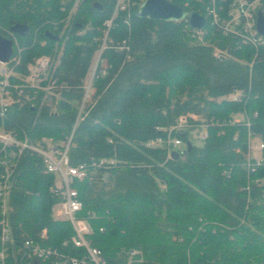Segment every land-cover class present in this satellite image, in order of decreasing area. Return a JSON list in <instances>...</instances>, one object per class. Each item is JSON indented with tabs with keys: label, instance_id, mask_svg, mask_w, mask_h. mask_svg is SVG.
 Returning a JSON list of instances; mask_svg holds the SVG:
<instances>
[{
	"label": "trees",
	"instance_id": "trees-1",
	"mask_svg": "<svg viewBox=\"0 0 264 264\" xmlns=\"http://www.w3.org/2000/svg\"><path fill=\"white\" fill-rule=\"evenodd\" d=\"M74 2L0 0L2 35L15 23L30 29L15 34L13 55L19 61L9 82L23 83L28 64L48 55L49 72L57 85L64 84L46 101L38 90L29 92L30 105L13 102L0 129L24 130L33 143L71 138L70 163L84 164L88 172L75 183L79 214L90 216L89 237L105 264H264V160L250 170L254 159L246 154L253 136L263 143L264 156V45L255 51L212 23L207 8L214 4L227 18L232 0H171L206 18L200 33L185 20L138 18L137 8L126 24L127 13L119 12L101 54L106 74L94 81L95 102L85 107L83 118L78 116L83 80L114 0H81L69 16ZM46 30L59 39L47 37ZM215 49L224 56L215 57ZM238 92V99L227 97ZM187 112L206 125L201 145L189 139L192 127L174 133L184 145L191 143L177 159L148 145L166 136L158 127ZM237 114L240 121L232 123ZM105 158H114L115 166L91 165ZM55 180L38 153L23 151L10 195L17 245L44 228L52 247L73 234L68 221L52 218L59 199L50 191Z\"/></svg>",
	"mask_w": 264,
	"mask_h": 264
},
{
	"label": "built area",
	"instance_id": "built-area-1",
	"mask_svg": "<svg viewBox=\"0 0 264 264\" xmlns=\"http://www.w3.org/2000/svg\"><path fill=\"white\" fill-rule=\"evenodd\" d=\"M142 1L114 0V8L111 15L102 21L99 27L101 42L94 53L92 60V63H94L90 70L88 69L89 72L83 80V96L78 111L80 118H83L81 114L85 107H91L95 102L93 97L95 91L94 81L99 76L106 74L108 65L104 59H101V54L109 41V33L115 25L118 13L126 12L124 22L129 24L132 10L138 9ZM260 10L264 14V0H232L227 18L222 17L218 13L214 4L207 8L208 15L214 25L219 27L225 34H233L239 37L243 43L253 46L255 51L264 45V36L256 28L257 13ZM185 21L187 22V20ZM186 27L191 28L188 22ZM194 30L200 33L202 29ZM8 33L10 34V30ZM10 39L14 43V48H17L16 36L10 34ZM92 41H97V37H93ZM213 54L217 58L224 56V52L219 49H215ZM18 61L19 57L12 55L8 62H0V118L5 117L13 102H20L21 105L23 103L30 105L33 103L31 94H36L38 90L44 92L42 101H46L47 96L56 87L64 85L63 83L57 85V79L49 72L50 57L48 55H42L28 64V74L24 78L23 83L11 84L9 79L14 75L15 64ZM13 63L15 64L13 65ZM252 64L253 60L248 65L252 67ZM11 87V92L13 93L14 91L16 94L15 98L10 92ZM240 95L241 92H238L233 95V98L238 99ZM20 97L23 100L19 101ZM198 120V114L189 112L180 114L174 124L163 128L158 127L159 130L166 132L165 137L151 140L148 145L165 148L167 159L171 158L172 151H177L179 156H182L184 154V150L181 148L183 141L179 137L174 136V133H182L185 129L191 127L204 126L196 124L195 122ZM239 121L240 117L236 115L231 120L232 123ZM22 131L19 134L0 129V264H105L100 250L92 245L89 237L92 233L89 221L90 216L79 214L82 210V202L78 198V190L75 183L84 180L88 172L84 164L73 165L70 163L68 149L71 138L63 144L51 142L46 138L33 143L27 133L24 130ZM206 136L207 133L205 132L201 137L205 138ZM253 138L255 139L253 136L248 137L249 147L254 142ZM109 142H112V140L109 139ZM256 144L258 143L256 142ZM260 148L263 149L262 142L260 143ZM25 149L38 153L41 156L45 170L55 174L56 180L50 191L57 193L59 199L52 205L51 215L54 220L68 221L73 229L71 237L59 247L46 245L48 237L45 228L41 230L36 238H26L21 245H17L14 240L9 220L11 211L10 195L17 166ZM252 159H254V162L247 164L250 170H254L255 165L260 164L264 160L259 158ZM115 164L116 160L114 158L91 161L92 166L101 169L110 168L115 166Z\"/></svg>",
	"mask_w": 264,
	"mask_h": 264
},
{
	"label": "water",
	"instance_id": "water-1",
	"mask_svg": "<svg viewBox=\"0 0 264 264\" xmlns=\"http://www.w3.org/2000/svg\"><path fill=\"white\" fill-rule=\"evenodd\" d=\"M97 6V3H94ZM136 16L138 18H147L152 21H181L187 20L188 25L193 29H203L206 25V18L200 13L187 10L179 4L172 3L169 0H143L138 6ZM26 24L15 23L10 27V31L17 35L24 36L27 32ZM256 28L264 36V14L260 10L257 13ZM45 35L51 39L58 40V36L48 30ZM14 53V43L11 39L4 37L0 30V62H8ZM185 134V133H184ZM187 150H191V143H185ZM172 159H177L179 153L171 152ZM37 264V263H34Z\"/></svg>",
	"mask_w": 264,
	"mask_h": 264
},
{
	"label": "rangeland",
	"instance_id": "rangeland-1",
	"mask_svg": "<svg viewBox=\"0 0 264 264\" xmlns=\"http://www.w3.org/2000/svg\"><path fill=\"white\" fill-rule=\"evenodd\" d=\"M81 0H75L74 4H73V7L70 11V14L69 16L74 13V11L76 10L78 4L80 3ZM61 52H59L58 55H60ZM57 63V61L55 62ZM94 63V62H93ZM93 63L89 66V70L91 68V66L93 65ZM89 72V71H88ZM87 72V73H88ZM234 94H230L229 96L227 97H234L233 96ZM220 100L222 99L221 97L219 98ZM237 117H240L241 118V115L240 114H237L236 115ZM201 121V120H200ZM206 126H198V127H195L193 129H189L188 132H189V139L193 142V144L195 145H201L202 142H203V139L201 136L206 132ZM177 133V132H175ZM175 136V135H174ZM254 142L251 143V147L247 146V155L249 158H259V159H264V156L262 154V148H260V143H261V140L260 138L256 137L255 139L253 138ZM256 142L259 144V148H258V144H256ZM181 148L184 150L185 149V145L183 143V145L181 146ZM107 175V174H106Z\"/></svg>",
	"mask_w": 264,
	"mask_h": 264
},
{
	"label": "flooded vegetation",
	"instance_id": "flooded-vegetation-1",
	"mask_svg": "<svg viewBox=\"0 0 264 264\" xmlns=\"http://www.w3.org/2000/svg\"><path fill=\"white\" fill-rule=\"evenodd\" d=\"M27 25V24H26ZM27 32H26V35L27 34H29V32H30V29H29V26L27 25ZM10 34H12V35H14L15 36V33H12L11 31H10ZM10 34H6V36L5 35H3L4 37H6V38H8V39H10ZM53 34V33H52ZM59 37V36H58ZM59 39V38H58Z\"/></svg>",
	"mask_w": 264,
	"mask_h": 264
}]
</instances>
